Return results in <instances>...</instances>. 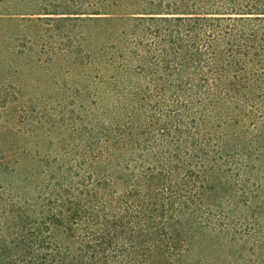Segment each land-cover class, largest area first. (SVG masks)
Segmentation results:
<instances>
[{"label":"trees","instance_id":"16d2710c","mask_svg":"<svg viewBox=\"0 0 264 264\" xmlns=\"http://www.w3.org/2000/svg\"><path fill=\"white\" fill-rule=\"evenodd\" d=\"M51 19L91 98L58 149L0 142V264H264V0Z\"/></svg>","mask_w":264,"mask_h":264},{"label":"rangeland","instance_id":"374dc122","mask_svg":"<svg viewBox=\"0 0 264 264\" xmlns=\"http://www.w3.org/2000/svg\"><path fill=\"white\" fill-rule=\"evenodd\" d=\"M97 1L0 0V142L61 146L60 110L68 116L91 97L88 77L79 85L81 68L62 59L78 32L51 18L89 12Z\"/></svg>","mask_w":264,"mask_h":264}]
</instances>
